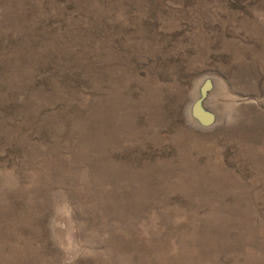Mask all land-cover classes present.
<instances>
[{"label": "rangeland", "instance_id": "1", "mask_svg": "<svg viewBox=\"0 0 264 264\" xmlns=\"http://www.w3.org/2000/svg\"><path fill=\"white\" fill-rule=\"evenodd\" d=\"M0 264H264V0H0Z\"/></svg>", "mask_w": 264, "mask_h": 264}]
</instances>
